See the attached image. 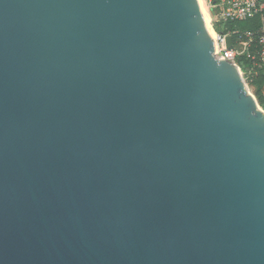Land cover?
Returning <instances> with one entry per match:
<instances>
[{"label":"water","instance_id":"obj_1","mask_svg":"<svg viewBox=\"0 0 264 264\" xmlns=\"http://www.w3.org/2000/svg\"><path fill=\"white\" fill-rule=\"evenodd\" d=\"M215 49L200 0H0V264H264V110Z\"/></svg>","mask_w":264,"mask_h":264},{"label":"built area","instance_id":"obj_2","mask_svg":"<svg viewBox=\"0 0 264 264\" xmlns=\"http://www.w3.org/2000/svg\"><path fill=\"white\" fill-rule=\"evenodd\" d=\"M209 3L214 12L211 21L219 15L224 29L215 30L216 58L235 64L249 88L251 84L256 89L255 81L264 76V0H209ZM240 22H248L250 26L240 27L237 25ZM230 36L233 43L228 47Z\"/></svg>","mask_w":264,"mask_h":264},{"label":"trees","instance_id":"obj_3","mask_svg":"<svg viewBox=\"0 0 264 264\" xmlns=\"http://www.w3.org/2000/svg\"><path fill=\"white\" fill-rule=\"evenodd\" d=\"M240 27L243 28H247L250 25L248 24V22H240L237 24ZM212 27L214 30H217L218 32H222L223 26L221 24V20H220V16L216 15L213 20H212ZM255 86L257 91H256V95L258 97V100L260 101V103H264V76L259 77L256 81H255Z\"/></svg>","mask_w":264,"mask_h":264},{"label":"rangeland","instance_id":"obj_4","mask_svg":"<svg viewBox=\"0 0 264 264\" xmlns=\"http://www.w3.org/2000/svg\"><path fill=\"white\" fill-rule=\"evenodd\" d=\"M200 2H201V6H202V10H203V12H204V15L206 16V18H207V20H208V23H209V25H210V28L213 30V32H214V34H215V30L213 29V27H212V21H211V19H212V17H213V15H214V12H212L211 11V9H210V3H209V0H200ZM217 31V30H216ZM250 84V83H249ZM250 91H251V93L252 94H254L255 95V97H257V95H256V91H257V89H255L251 84H250ZM258 98V97H257ZM259 104H260V106H261V108L264 110V103H260L259 102Z\"/></svg>","mask_w":264,"mask_h":264},{"label":"bare ground","instance_id":"obj_5","mask_svg":"<svg viewBox=\"0 0 264 264\" xmlns=\"http://www.w3.org/2000/svg\"><path fill=\"white\" fill-rule=\"evenodd\" d=\"M201 3V2H200ZM204 13V12H203ZM206 17V16H205ZM207 19V18H206ZM208 21V20H207ZM209 24V23H208ZM209 27H210V25H209ZM211 29V28H210ZM211 31L213 32V30L211 29ZM214 33V32H213ZM214 36H215V34H214Z\"/></svg>","mask_w":264,"mask_h":264}]
</instances>
